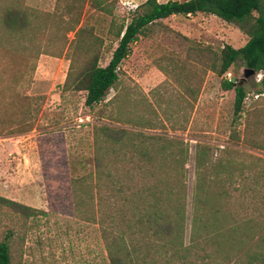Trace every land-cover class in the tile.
Wrapping results in <instances>:
<instances>
[{
	"label": "rangeland",
	"instance_id": "rangeland-1",
	"mask_svg": "<svg viewBox=\"0 0 264 264\" xmlns=\"http://www.w3.org/2000/svg\"><path fill=\"white\" fill-rule=\"evenodd\" d=\"M145 1L112 0L113 13L107 14L88 2L80 10L76 0H23L37 11L24 39L7 45L2 35L0 195L38 210L26 216L0 204V241L9 236L11 264H110L99 225L76 216L71 193L73 169L76 175L87 176L99 143L104 146L106 166L124 171L134 166L128 155L117 159V146L106 140L104 126L161 134L188 144L184 244L191 247V253L184 259V246L179 253L171 248L166 253L164 247L154 245L146 264H192L196 260V264H231L212 247L206 246L208 254L214 252L212 256L201 258L198 252H205L191 244L197 166L204 154L206 161L264 156L246 145L253 137L264 140V95L258 93L263 73L244 81L248 90L244 112L236 117L235 90L223 88L227 75L221 77L211 70L212 62H220L225 44L235 48L246 44L258 13L233 22L203 13L163 19L132 44L131 54L118 70L119 80L105 100L90 107L85 103L86 91L64 88L72 64L76 69L81 66L91 44L101 51L100 65L109 63L119 44L116 28L129 23ZM69 2H75L70 13ZM73 19H79V28L88 30L77 36L75 31L68 32ZM246 68L238 60L229 70L232 80H242ZM149 119L156 128L135 124ZM129 150L124 147L121 153ZM255 164L256 172L264 176V158L257 157ZM238 173L233 181L238 180ZM249 177L245 186L254 185L260 191L241 190L240 182H235L230 198L219 202L238 221L264 208L259 202L250 207L249 202L251 197H264V179L255 185ZM242 264H249L246 257Z\"/></svg>",
	"mask_w": 264,
	"mask_h": 264
},
{
	"label": "trees",
	"instance_id": "trees-1",
	"mask_svg": "<svg viewBox=\"0 0 264 264\" xmlns=\"http://www.w3.org/2000/svg\"><path fill=\"white\" fill-rule=\"evenodd\" d=\"M76 1L80 2V10L88 2L104 13H113L112 0ZM67 4L69 13L75 10V2ZM199 12L214 14L227 22L244 21L258 13L246 44L240 48L225 44L220 62H212L211 70L223 77L237 65L238 60H242L256 74L263 73L258 93L264 95V0H146L129 23H122L116 28L115 37L119 44L109 63L100 65L101 51L91 44L86 49L87 55L81 66L76 69L72 64L64 84L65 90L86 91L85 103L90 107L102 102L118 82L120 65L131 54L132 44L140 36L148 35L152 25L158 21L172 16L188 17ZM35 15L37 11L28 8L23 0H0V42L4 38L7 45H12L14 39H24L26 29L31 26V18ZM79 25V19H73L68 32L75 31L77 36L80 31L88 30L86 27L79 28ZM222 86L226 90H235L234 114L236 117L242 116L248 94L246 84L242 80L223 78ZM135 124L143 128H156L150 119ZM104 129L106 140L112 142L111 146H117L114 151L117 159L121 156L127 158L128 155L134 161V166L127 171L119 166H106L102 161L104 146L97 144L93 170L85 176L76 175L77 169H73L71 193L76 216L99 225L110 264H146L147 258L152 256L151 248L154 245L164 247L166 253L170 248L179 253L184 246L181 256L187 259L191 253V247L184 244L188 144L184 140H169L161 134H146L125 127L104 126ZM246 145L252 150L264 152V140L259 137L247 139ZM124 147H130L128 153H121ZM250 157L251 160L239 157L235 161L219 157L206 161L205 154L200 156L191 244L205 252H198L201 258L212 256L215 252L223 257L225 263L242 264V258L246 257L249 264H264V208L238 221L230 210L219 205L220 201L230 198L235 182H240L238 187L241 190L260 191L261 188L257 186H246L250 182L249 176L256 181L255 185L261 183V178L264 179L263 173L255 170L257 157L263 159L264 156L250 154ZM236 170L239 178L233 181ZM249 202L250 207L258 202V205L264 206L260 204L264 203V197H251ZM0 204L12 206L26 216L38 212L2 195ZM86 205L89 206L88 210ZM206 246L212 247L214 252L208 254ZM11 263V246L7 236L0 241V264ZM191 263L196 264L197 260Z\"/></svg>",
	"mask_w": 264,
	"mask_h": 264
},
{
	"label": "water",
	"instance_id": "water-1",
	"mask_svg": "<svg viewBox=\"0 0 264 264\" xmlns=\"http://www.w3.org/2000/svg\"><path fill=\"white\" fill-rule=\"evenodd\" d=\"M256 74V71L253 68H246L245 69V76L242 79V81L244 82L245 80H247V78H249L250 76H253Z\"/></svg>",
	"mask_w": 264,
	"mask_h": 264
},
{
	"label": "built area",
	"instance_id": "built-area-1",
	"mask_svg": "<svg viewBox=\"0 0 264 264\" xmlns=\"http://www.w3.org/2000/svg\"><path fill=\"white\" fill-rule=\"evenodd\" d=\"M226 75H227L228 79L232 80L233 74H232L231 71H228V72L226 73ZM259 96H260V94H257V95H256V97H259Z\"/></svg>",
	"mask_w": 264,
	"mask_h": 264
},
{
	"label": "crops",
	"instance_id": "crops-1",
	"mask_svg": "<svg viewBox=\"0 0 264 264\" xmlns=\"http://www.w3.org/2000/svg\"><path fill=\"white\" fill-rule=\"evenodd\" d=\"M199 14H202V12H199L197 15H199ZM203 14H205V13H203ZM197 15H193V16H197ZM206 15H208V14H206ZM211 15L216 16V15H214V14H211ZM190 16H192V15H190ZM172 17H173V16H172Z\"/></svg>",
	"mask_w": 264,
	"mask_h": 264
}]
</instances>
